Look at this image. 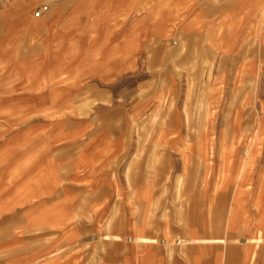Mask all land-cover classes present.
<instances>
[{"label": "crops", "instance_id": "1", "mask_svg": "<svg viewBox=\"0 0 264 264\" xmlns=\"http://www.w3.org/2000/svg\"><path fill=\"white\" fill-rule=\"evenodd\" d=\"M0 264H264V0H0Z\"/></svg>", "mask_w": 264, "mask_h": 264}, {"label": "rangeland", "instance_id": "2", "mask_svg": "<svg viewBox=\"0 0 264 264\" xmlns=\"http://www.w3.org/2000/svg\"><path fill=\"white\" fill-rule=\"evenodd\" d=\"M36 14V13H35ZM178 79L180 80V86H182L181 88H179L178 90L179 91H184L186 93V95L188 96H191V95H194L197 91V87H196V84H197V81H196V73H188V71H178ZM132 90L131 88V85L130 84H125L124 88L122 89V91L125 93L127 92H130ZM187 108H190L191 107V103L188 101L185 105ZM152 122H157L158 125H160L163 121H159V120H155V121H152ZM194 121L192 120H187V124H188V127L191 126V124L193 123ZM192 138V137H190Z\"/></svg>", "mask_w": 264, "mask_h": 264}, {"label": "built area", "instance_id": "3", "mask_svg": "<svg viewBox=\"0 0 264 264\" xmlns=\"http://www.w3.org/2000/svg\"><path fill=\"white\" fill-rule=\"evenodd\" d=\"M35 15H37V13Z\"/></svg>", "mask_w": 264, "mask_h": 264}]
</instances>
